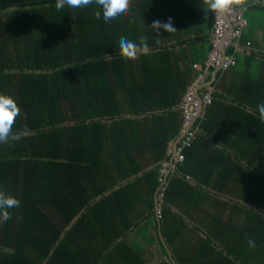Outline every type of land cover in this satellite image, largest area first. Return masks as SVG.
Returning <instances> with one entry per match:
<instances>
[{"label":"trees","instance_id":"trees-1","mask_svg":"<svg viewBox=\"0 0 264 264\" xmlns=\"http://www.w3.org/2000/svg\"><path fill=\"white\" fill-rule=\"evenodd\" d=\"M236 1L249 22L228 51L237 63L167 176L185 97L216 70L218 9L132 0L105 22L95 4L0 0V93L21 109L13 134L26 133L0 143V190L20 200L0 221V264H172L161 226L178 264H264V0ZM170 17L176 32L152 29ZM121 37L146 38L147 52L121 56Z\"/></svg>","mask_w":264,"mask_h":264},{"label":"clouds","instance_id":"clouds-1","mask_svg":"<svg viewBox=\"0 0 264 264\" xmlns=\"http://www.w3.org/2000/svg\"><path fill=\"white\" fill-rule=\"evenodd\" d=\"M228 2L229 0H205V3L210 4L212 9H221ZM93 4L98 5L100 8V10L95 12L96 19L99 20L102 15L103 20L107 22L117 17L125 18L131 9L132 0H56L55 8L59 11L63 10L65 7L87 8ZM151 27L156 32L160 29L169 33L176 32L171 17L167 22L155 20ZM147 49L148 44L144 37H141L139 44L129 40L127 37H121L119 40V54L127 59H136L138 54L142 51L147 52ZM108 58L112 57L109 55ZM200 79L201 78H199V80ZM257 110L259 113V119L264 122V101L257 105ZM20 112L21 109L18 106L17 101L11 95L0 93V143H7L10 137L18 140L21 136L26 134L25 132L13 134V126L17 117L20 115ZM19 206L20 200L18 198L8 194L4 190H0V221L6 222L11 219V212L9 209L18 208ZM247 242L250 247H255L254 239L250 238Z\"/></svg>","mask_w":264,"mask_h":264},{"label":"built area","instance_id":"built-area-1","mask_svg":"<svg viewBox=\"0 0 264 264\" xmlns=\"http://www.w3.org/2000/svg\"><path fill=\"white\" fill-rule=\"evenodd\" d=\"M238 1L232 0V3L229 8L225 11L218 9L216 24L213 31V39H212V51L210 52L208 65L209 67H214L217 69L220 66H224V69H228L232 66H235L237 61L234 57L228 56L225 58L223 53V48L226 46L227 50L229 48L236 45L239 42L243 35V31L245 28L249 26L248 20L245 18L242 10L238 9L239 6ZM230 23L234 25V33L230 36V38L226 39L228 31L230 29ZM251 44H249L250 46ZM203 76L201 77V79ZM197 90L194 87H191L185 97L183 109L185 114V124L183 131L185 132V136L183 141L180 143L177 152H173L171 149L172 155L175 153V161L172 164L168 163V166L176 167L177 163L183 161L185 159L184 150L186 147H191L196 139L197 130L194 129L195 125L194 121L203 117L204 111L207 106L212 104V93L213 89H208L204 95L202 96V101L196 95ZM163 195V194H162ZM161 215V212H160Z\"/></svg>","mask_w":264,"mask_h":264},{"label":"water","instance_id":"water-1","mask_svg":"<svg viewBox=\"0 0 264 264\" xmlns=\"http://www.w3.org/2000/svg\"><path fill=\"white\" fill-rule=\"evenodd\" d=\"M231 1H232V0H229V2H228V3L222 8L223 11H225L227 8L230 7V5H231ZM234 30H235L234 25L230 23V29H229V31H228V34H227V36H226V39L230 38V36L234 33ZM223 53H224V57L226 58V57L228 56V50H227L226 46H224V48H223ZM224 68H225V67L222 65V66L218 67V68L215 70V72H214V78H215V79L218 77V74H219ZM202 89H204V88H202ZM200 91H201V89H199V87H198V88H197V93H196V95H197V97L199 98V100L202 101V95L200 94ZM202 111H204V109H203ZM196 122H197V120L194 121L193 126L196 124ZM184 136H185V132L183 131L182 134L180 135V137L172 143V146H173V148H174V152H177L178 147H179L180 143L183 141ZM174 161H175V153H174L173 156H172L171 163L173 164ZM171 171H172V170H170L169 172H167V176L170 174ZM165 183H166V181H164L163 184L165 185ZM164 185H162V186L159 188V191H158L157 205H156V208H157L158 213H160V212H161V209H162V194H160V193H161V191H163V189H164ZM79 216H80V215H79ZM79 216H78V217H79ZM76 219H77V218H76ZM76 219L73 221V223L76 221ZM161 236H162V239H163V241H164V244L166 245V247H167V249H168V251H169L170 262H171L172 264H178L177 261L175 260V257H174V255H173V253H172V250H171L169 244L167 243V241H166V239H165V237H164V235H163V232H162V226H161Z\"/></svg>","mask_w":264,"mask_h":264},{"label":"crops","instance_id":"crops-1","mask_svg":"<svg viewBox=\"0 0 264 264\" xmlns=\"http://www.w3.org/2000/svg\"><path fill=\"white\" fill-rule=\"evenodd\" d=\"M239 7H241L242 9H243V4L242 3H239ZM253 39L256 41V42H259L261 45H263L264 46V30H256L255 32H253ZM237 45H239V43H236ZM249 44H251V43H249ZM246 49H248V53H247V55H249L250 56V54H251V52H250V48H240V51L241 52H243L244 50H246ZM215 72V71H214ZM210 76H211V74L207 71L205 74H204V76H203V78L202 79H200V80H198L197 82H198V84H197V82L194 84V86L196 85V90H197V88L199 87V89H201V91H200V94L203 96L204 95V93L208 90V89H213L214 90V83H215V81L217 80V78L215 79L214 78V73H213V75H212V80H210ZM202 88H204V89H202ZM205 112V111H204ZM172 151L174 152V148H173V146H172ZM176 169V167L175 168H173L172 166H168V169H166V172H169L170 170H175ZM171 171V172H172ZM170 172V173H171ZM222 197H224V196H222ZM162 198H163V195H162ZM162 212V211H161ZM159 215H160V213H159ZM75 220V219H74ZM78 220V217H77V219H76V221ZM75 221V222H76ZM74 222V223H75Z\"/></svg>","mask_w":264,"mask_h":264}]
</instances>
